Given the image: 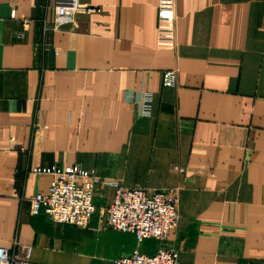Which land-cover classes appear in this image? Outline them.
<instances>
[{
    "label": "crops",
    "instance_id": "1",
    "mask_svg": "<svg viewBox=\"0 0 264 264\" xmlns=\"http://www.w3.org/2000/svg\"><path fill=\"white\" fill-rule=\"evenodd\" d=\"M76 1L59 20L56 0H0V247L32 244L29 264H115L162 244L179 264H264V0ZM75 165L103 180L89 224L33 214L53 178L34 169ZM105 180L179 187L178 226L140 244L108 227Z\"/></svg>",
    "mask_w": 264,
    "mask_h": 264
},
{
    "label": "built area",
    "instance_id": "2",
    "mask_svg": "<svg viewBox=\"0 0 264 264\" xmlns=\"http://www.w3.org/2000/svg\"><path fill=\"white\" fill-rule=\"evenodd\" d=\"M82 6L76 0H56V11L59 20L69 18ZM16 12L12 10L11 17ZM29 28V21L24 22V30ZM22 36V33L20 34ZM177 70L164 72L163 84H176ZM151 93L141 97V114L151 113ZM176 170L184 169L174 165ZM35 173H46L53 176L48 190L40 191L31 199L33 214L42 211L53 221L78 226H87L92 215L97 211L94 203V191L103 180L92 169L81 166L38 167ZM106 184L115 187L113 200L100 209V217L106 225L117 231L135 234L140 244L146 239L165 242L168 235L180 221L179 202L181 191L179 187H169L148 191L144 187L127 188L119 181L105 180ZM34 246L16 242L13 248L0 247V264H29L33 256ZM180 250L175 247L161 245L153 255L142 253L136 249L131 255L116 259L115 264H179Z\"/></svg>",
    "mask_w": 264,
    "mask_h": 264
}]
</instances>
